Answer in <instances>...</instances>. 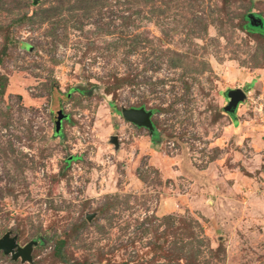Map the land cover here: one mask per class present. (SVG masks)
Returning <instances> with one entry per match:
<instances>
[{
    "label": "rangeland",
    "instance_id": "1",
    "mask_svg": "<svg viewBox=\"0 0 264 264\" xmlns=\"http://www.w3.org/2000/svg\"><path fill=\"white\" fill-rule=\"evenodd\" d=\"M34 1L0 0V238L38 245L0 264H264V0Z\"/></svg>",
    "mask_w": 264,
    "mask_h": 264
},
{
    "label": "water",
    "instance_id": "2",
    "mask_svg": "<svg viewBox=\"0 0 264 264\" xmlns=\"http://www.w3.org/2000/svg\"><path fill=\"white\" fill-rule=\"evenodd\" d=\"M38 0H35L34 3L37 4ZM250 24L252 27H263V20L255 15H250ZM227 99V105L224 108L225 112L230 116H235L239 106L245 103L247 99V94L242 89H229L225 93ZM154 112L152 110H147L146 108H123L122 117L128 123L138 127L149 130L150 134L155 133V126L153 124ZM67 119L62 111H60L55 117L56 131L58 134L61 133L62 122ZM111 143H113L116 149L119 148V140L117 136L111 138ZM93 218L92 215L87 216V220L91 221ZM38 245V241H32L25 246H21L18 243V237L12 236V232H7L4 236L0 238V252H3L7 256H11L12 260L17 261L21 259L23 263H32L33 262V250L35 246Z\"/></svg>",
    "mask_w": 264,
    "mask_h": 264
},
{
    "label": "trees",
    "instance_id": "3",
    "mask_svg": "<svg viewBox=\"0 0 264 264\" xmlns=\"http://www.w3.org/2000/svg\"><path fill=\"white\" fill-rule=\"evenodd\" d=\"M21 1H24V0H21ZM60 9L59 8H56L55 6H51L50 8L48 9H43L41 10L40 12H34L32 15H29V14H24L23 16H21L20 18H18L17 22L19 23H24L25 21H31V20H34V18L36 17H40V16H43V19H48L51 20L53 18H57V16L55 15L57 12H59ZM37 13V14H36ZM50 14V15H49ZM250 15H255L257 17H259L258 15L256 14H253L250 10H247L244 15H243V19L246 21L244 24H243V27H245V30L249 33V34H253V33H256L258 35H260L261 37L264 38V28H261V27H252L251 24H250V19H249V16ZM260 18V17H259ZM262 19V18H261ZM263 20V19H262ZM26 48H30V46L26 47ZM137 78V77H136ZM136 78H126V79H116V81H114L113 83L111 82H108L107 85H105V92L108 93V94H112L113 91L115 90H118L119 88H121L122 86H124L125 84L129 85V86H134L136 84H138L137 82V79ZM81 86H78V90L81 92V93H84V90L82 88H80ZM146 105L143 103V104H140V105H137V106H132L131 108H145ZM152 111L154 112V114H159V113H168V112H171L172 111V106H169V108H155V109H152ZM153 124L155 126V133L153 135H151V138L153 140H156L160 134H159V131L157 130V124L153 121ZM106 209V208H105ZM104 210V209H103ZM86 225V222H83L81 224V226H85ZM65 244H66V241L61 239L59 240V242L57 243L56 245V248H55V254L57 257L61 256L62 255V252L64 250V247H65ZM184 250H181V253H183ZM187 262H189V259L186 258Z\"/></svg>",
    "mask_w": 264,
    "mask_h": 264
},
{
    "label": "flooded vegetation",
    "instance_id": "4",
    "mask_svg": "<svg viewBox=\"0 0 264 264\" xmlns=\"http://www.w3.org/2000/svg\"><path fill=\"white\" fill-rule=\"evenodd\" d=\"M263 23H264V20H263ZM259 28V27H258ZM261 28H264V25H263V27H261ZM227 100V99H226ZM66 120V119H65Z\"/></svg>",
    "mask_w": 264,
    "mask_h": 264
}]
</instances>
